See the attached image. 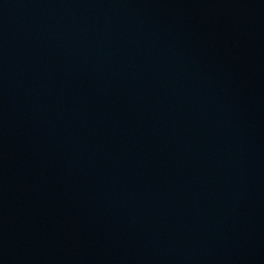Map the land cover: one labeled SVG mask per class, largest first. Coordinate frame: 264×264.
I'll list each match as a JSON object with an SVG mask.
<instances>
[{"label": "water", "instance_id": "water-1", "mask_svg": "<svg viewBox=\"0 0 264 264\" xmlns=\"http://www.w3.org/2000/svg\"><path fill=\"white\" fill-rule=\"evenodd\" d=\"M0 264H264V0H0Z\"/></svg>", "mask_w": 264, "mask_h": 264}]
</instances>
